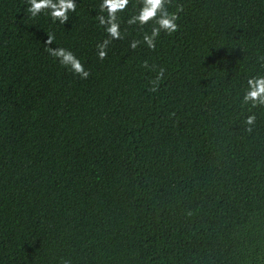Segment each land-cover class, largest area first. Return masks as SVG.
<instances>
[{
  "label": "trees",
  "instance_id": "16d2710c",
  "mask_svg": "<svg viewBox=\"0 0 264 264\" xmlns=\"http://www.w3.org/2000/svg\"><path fill=\"white\" fill-rule=\"evenodd\" d=\"M76 3L60 24L0 0V264H264V107L248 133L242 104L264 0H173L155 51L129 47L152 27L127 25L133 0L105 60L101 0Z\"/></svg>",
  "mask_w": 264,
  "mask_h": 264
},
{
  "label": "clouds",
  "instance_id": "9594fccd",
  "mask_svg": "<svg viewBox=\"0 0 264 264\" xmlns=\"http://www.w3.org/2000/svg\"><path fill=\"white\" fill-rule=\"evenodd\" d=\"M133 0H101L99 4V14L96 15L98 26L103 27L107 38L96 45L97 56L100 60H105L108 56V46L114 40H122L125 38L121 31V23L119 15L128 11ZM27 11L33 18L40 15L48 16L53 23L59 22L65 24L69 20V13H75L77 10L76 0H27ZM175 7V11H170L171 7ZM136 12L129 16L126 23L128 26H138L144 29L147 25H152L150 33L145 31L141 40H132L129 44L131 50H136L141 43L147 46L148 49L155 51L156 41L162 33L171 36L179 31L180 13L184 11L183 4H173V0H136ZM126 32V30H125ZM55 40L54 34H49L45 42L46 45L53 44ZM50 56L58 60L63 67H68L70 70L79 76L81 79H87L91 73L85 69L80 59L69 49L63 47H47ZM261 66L264 67V56L258 57ZM142 67L151 68L156 71L155 78L150 82V92L159 90L160 82L164 78L165 69L160 67L158 70L155 65L150 66L147 61H144ZM242 104L249 106L248 111L252 114L246 115L244 123L247 125L245 131L252 133L256 124V114L252 109L264 107V74L250 76L247 79V87L242 97ZM188 216L193 215L191 211L187 212ZM63 264H70L69 261H64Z\"/></svg>",
  "mask_w": 264,
  "mask_h": 264
}]
</instances>
